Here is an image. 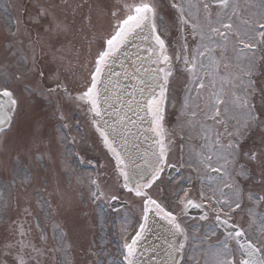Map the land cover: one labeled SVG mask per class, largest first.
<instances>
[{
    "label": "snow or ice",
    "instance_id": "obj_1",
    "mask_svg": "<svg viewBox=\"0 0 264 264\" xmlns=\"http://www.w3.org/2000/svg\"><path fill=\"white\" fill-rule=\"evenodd\" d=\"M168 2L175 10L173 23L178 33L173 41L177 49L174 55H169L166 43L170 34L169 23L162 15L158 0H117L110 11L113 18L110 31L102 38L95 55L88 62L92 65L88 78L74 95L59 72L47 76L51 86L44 85L45 72L38 66L37 58L32 57L31 67L28 66V58H22L14 72L3 75L0 133L5 131L6 126H11L20 103L13 85L35 76L37 84L43 87L41 94L45 98L62 92L67 100L87 108L92 114L91 124L100 142L114 160L113 172L117 184L121 190L134 193L142 201L138 230L130 239L125 237L122 245L126 264H138L139 245L148 231L150 213L160 216L170 225L172 239L163 264H182L189 235L180 222V216H188L190 209H203L201 220L206 221L210 214L214 215L216 224L210 230L212 235H216L219 228L226 232L214 252L217 257L215 264H264V243L258 247L257 243L247 238L246 230L234 223L237 212L244 211L243 191L237 177L264 184V87L257 89L253 80L258 64H264V56H257L258 52H264V0L244 6L240 0ZM213 4L219 5L215 19ZM48 15V10L42 8L33 22L39 23V17ZM245 15L248 18L242 19ZM86 19L91 23L90 16ZM44 30L60 32L64 29L61 24L55 23L51 29L46 27ZM18 32L19 28H16L8 35L15 39ZM133 40L139 42L132 45L136 51L130 52L128 45ZM181 40L183 44H180ZM125 61L130 62V68ZM181 61L188 84L179 115L189 117L180 126L181 132L185 127L189 133L199 128L203 143L198 150H190L186 162L180 157L178 167L177 162L169 159L172 141L168 139L169 132L164 122L170 79L174 77L175 64ZM118 62L119 72L113 67ZM121 79L133 83L121 86ZM205 90L208 91L207 97L201 95ZM25 91L32 93L35 88L25 85ZM257 96L259 109L254 103ZM200 99L205 100L204 109L196 102ZM198 110L203 111L206 121L218 126L215 131L196 119ZM59 118L64 119L63 113ZM145 122L148 123L147 129L142 127ZM257 130L262 133L260 149L245 151L248 134ZM146 133L153 134L155 140L148 150L140 154L136 141L140 137L145 141L151 139ZM33 135L38 133L34 131ZM180 138L183 140V135ZM185 163L196 173L195 179L200 180L202 186L195 200L191 198V187L182 189V195H177L179 211L174 213L153 198L149 190L161 181L166 169L179 172ZM212 173L217 175L213 177ZM186 179L191 186L193 178ZM22 182L27 184L31 181L25 177ZM90 184L89 196L94 203L106 200L111 207L114 201L119 200L118 195L101 189L99 179H90ZM248 199L264 202V196L260 195L249 194ZM24 212L31 214L28 208H24ZM261 224L264 225V218H261ZM261 232H264V227ZM17 235L19 240L6 242L4 246L6 255H13V250H16L13 264H27L21 255L23 249H30L37 256L43 254L42 249L25 240L27 232L22 227ZM66 235L59 225L55 226L53 239L63 242ZM47 239L42 231L40 240L46 243ZM229 240L235 241L236 253L229 247Z\"/></svg>",
    "mask_w": 264,
    "mask_h": 264
},
{
    "label": "rangeland",
    "instance_id": "obj_2",
    "mask_svg": "<svg viewBox=\"0 0 264 264\" xmlns=\"http://www.w3.org/2000/svg\"><path fill=\"white\" fill-rule=\"evenodd\" d=\"M12 2L16 4L17 1ZM1 10L5 15L6 0H0ZM0 30L5 31L1 24ZM175 34L177 35V32H172L173 36ZM7 39L9 38L0 37V43ZM2 50L1 47L0 84H3L7 60L2 57ZM177 98L178 96L176 101ZM178 102L183 103V100L180 98ZM19 109L16 118L22 122L19 121L16 127L10 129L11 131L8 130L9 133L6 131L0 134V264H13L16 250H13V255H6L4 246L6 242L20 239L17 232L21 227L28 231L29 241L43 250V254L38 256L42 258V264H54L56 261L57 264H117L120 256L118 248H109L110 253L105 249L107 245L103 237L105 224L102 209L89 199L91 171L80 169L72 160L60 129L50 125H47L48 129L41 127V114L44 116L47 114L44 109L33 110L38 124L33 122L26 124V113L21 112L20 107ZM45 118L50 119L48 114ZM28 125L31 127H27ZM34 131L38 133L37 136L33 135ZM83 146L88 153L86 158L92 156L104 161L103 168H107L109 163L106 164V159L98 155L97 146L94 148L88 144ZM25 177L34 182L23 183ZM115 179V174L111 173L109 181L101 174L100 180L103 181L106 193L119 195L118 190L113 189L116 186ZM38 185L49 189L40 188ZM168 186L171 191L172 183ZM149 191L161 204L166 201V198L155 189ZM128 197L131 204L129 212L132 208L133 210L141 208L140 198L135 195ZM24 208H28L31 214L25 213ZM128 211L118 213L120 229H127L130 226L125 218L129 217ZM34 216L40 220L38 225L34 224ZM27 217L32 222H25ZM237 217L253 239L258 240L260 244L264 243V232H261L264 225L261 224V216L256 209L249 206L244 214L239 212ZM56 225L67 233L63 242L53 239ZM42 231L48 238L46 243L40 240ZM193 233L194 238L200 236L203 239V228H196ZM203 242L204 239L197 240L184 264H215L217 257L205 249ZM230 248L234 253L237 252L235 241L230 240ZM24 259L27 264H37L36 259H26L25 256Z\"/></svg>",
    "mask_w": 264,
    "mask_h": 264
},
{
    "label": "flooded vegetation",
    "instance_id": "obj_3",
    "mask_svg": "<svg viewBox=\"0 0 264 264\" xmlns=\"http://www.w3.org/2000/svg\"><path fill=\"white\" fill-rule=\"evenodd\" d=\"M259 2L260 0H240L242 6L245 4H259ZM45 3L52 8L51 14L47 16L49 22L46 21L45 28L51 29L55 23H59L64 30L60 32H45L44 28L40 33L33 35L32 31L36 32L37 29L30 30L33 27V20L30 19L25 24L27 28L20 35L19 44L16 45V42H12L13 46L11 47V41L9 40L5 45V59L7 60L4 74L9 71L14 72L16 65L25 57L28 58V66L31 67V59L35 56L38 66L45 72L44 85L51 86L52 82L47 79V76L51 73L59 72L61 79L67 82L69 90L74 95L79 86L88 78V72L92 67L91 63L88 62L92 60L102 38L106 36L105 32L110 31V26L113 22L110 11L117 3V0H101L99 6L91 0H73L69 4L70 7H68L67 0H45ZM45 3L43 0H39L36 10ZM158 3L162 9V15L169 23V29H172V27H175L173 23L174 17L172 19L170 14L172 11L174 14L175 10L170 8L168 0H158ZM62 6L67 7L62 8ZM82 6H84L83 12H78V7ZM217 11H219V5L213 4V19L216 18ZM89 16L91 17V23L86 19ZM246 18H248L246 15L242 16V19ZM90 47L91 52L89 51ZM86 63L87 67H85ZM177 65L178 62L175 64V67ZM180 74L181 71H177L175 68L174 77L170 79L165 112V128L169 132L168 139L172 141L169 154L171 162H179L180 157H183L184 160L185 155L189 156L191 149L195 148L198 150L203 143L199 128L189 133L185 127L184 131L181 132L180 126L184 125L189 117H181L179 115L183 103L176 104L171 101V96L175 97L178 91L180 97L186 95L188 83L184 81L185 77L179 76ZM259 79L264 84V77H260ZM25 85L29 88H35V91L32 93L25 91ZM13 87H16L15 91L20 97L19 104L20 106L22 105L24 111L32 112L35 109H44L59 113L71 110L78 117L81 129L86 131L89 127L85 123V119L88 117L86 107L77 106L75 103L67 100L62 92L45 98V95L41 94L43 87L37 84L35 76L23 82H17ZM201 95L207 97L208 91L205 90ZM196 102L200 104L201 109H204V99ZM58 107L59 111L57 110ZM51 115H53L52 112ZM196 119L211 127L213 131L218 127L212 121L205 120L203 111L198 110ZM65 122L67 123L68 121ZM220 130L222 131V128ZM181 135L184 137L183 140L180 138ZM189 135H191V139H189ZM199 182L201 181L199 180ZM206 186L207 184L205 183L204 187L206 188ZM185 224H187V221L184 222Z\"/></svg>",
    "mask_w": 264,
    "mask_h": 264
},
{
    "label": "water",
    "instance_id": "obj_4",
    "mask_svg": "<svg viewBox=\"0 0 264 264\" xmlns=\"http://www.w3.org/2000/svg\"><path fill=\"white\" fill-rule=\"evenodd\" d=\"M138 40H133L128 45L130 52H135L136 49L132 47L133 44L138 43ZM126 66L130 68V62L125 61ZM115 71H121L119 62L113 66ZM121 86L130 85L131 81H125L121 79ZM130 90V89H129ZM131 115V113H129ZM107 119V116L105 117ZM135 119V117H133ZM142 127L148 128V123L145 122ZM133 131H136L133 129ZM152 138L145 141L143 137H140L136 142L139 144V153L143 154L149 149L150 145L154 143L155 137L151 133H146ZM135 151V150H134ZM138 163H142V160H138ZM147 179V177H145ZM172 236L170 233V225L167 221L163 220L160 216L150 213L148 221V231L145 235V239L140 242V252L138 254V264H163L167 260L166 252L168 249V243L171 241ZM180 239V237H176Z\"/></svg>",
    "mask_w": 264,
    "mask_h": 264
}]
</instances>
